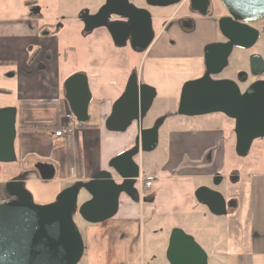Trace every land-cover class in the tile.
Here are the masks:
<instances>
[{"label":"water","instance_id":"1","mask_svg":"<svg viewBox=\"0 0 264 264\" xmlns=\"http://www.w3.org/2000/svg\"><path fill=\"white\" fill-rule=\"evenodd\" d=\"M221 2L237 26L235 44L247 47L240 30L241 22L264 18V0ZM149 43L150 40H146L136 50L143 51ZM223 44L227 45L226 56L206 57L205 67L198 76L181 81L177 104L170 115L190 119L222 115L232 123L230 132L234 138V156L245 161L254 143L264 139V79L252 80L241 88L230 79L214 78L220 76L230 62L231 46L228 42ZM211 45L214 46L213 43ZM62 90L68 110L76 122L86 123L91 99L86 75L71 74L64 79ZM154 96V87L139 84L136 74H133L112 103L105 128L124 132L132 122H136L138 133L131 148L108 161L109 169L97 171L87 181L73 182L45 204L36 203L27 189V172L20 171L4 183V191L9 198L0 201V264H77L83 255L84 243L74 222L76 213L85 222L96 224L117 214L122 194L135 203L147 201L136 187L140 172L134 157L141 151L153 150L158 142V128L165 116L150 127L141 126ZM16 111L13 106L0 107V163L16 162ZM33 171L44 182L53 180L56 175L54 163L48 161L37 160ZM216 178V182L221 179L219 176ZM236 179V175L232 177L233 181ZM81 189L89 198L78 204ZM194 195L214 215H226L237 207L235 199L226 200L219 192L206 186H199ZM166 258L169 264H208L205 251L179 228L170 232Z\"/></svg>","mask_w":264,"mask_h":264},{"label":"crops","instance_id":"2","mask_svg":"<svg viewBox=\"0 0 264 264\" xmlns=\"http://www.w3.org/2000/svg\"><path fill=\"white\" fill-rule=\"evenodd\" d=\"M0 25L7 30L0 31V66L9 67L11 73L7 76L15 80L14 87L0 89V92L5 91L14 102L6 105L16 107L18 111L15 150L24 166L32 168L33 161L37 160L54 163L56 175L51 181L61 184L58 192L75 181L89 180L101 169H109L108 161L115 156L117 143L110 135L115 132L108 131L104 123L112 103L122 92L100 100L98 121L88 120L85 125H77L71 135L55 136L54 132L62 126V115L57 117L60 105L49 101L62 96L64 80L59 68L66 55L61 53L58 40L36 36L34 20H29L26 27L8 22H0ZM24 31L26 40L15 37ZM34 45L40 47V52L30 61ZM199 66L196 57H151L143 61L140 72L144 82L154 87L156 96L167 97L175 96L179 82L195 76ZM171 136L170 155L162 170L174 176L206 178L219 173L229 140L222 128L185 127L180 132H172ZM36 179L26 181L27 189L32 190L31 183ZM237 195L236 209L226 214L230 218L226 249L229 255L236 257L237 264H264V172L252 174ZM237 195L227 193L230 199ZM143 197L146 202L153 200L149 196ZM88 198L85 192L81 201ZM140 203L127 197L119 204L114 217L96 229L86 230L89 241L91 235L94 239L89 242L84 264H141L140 215L137 213Z\"/></svg>","mask_w":264,"mask_h":264},{"label":"rangeland","instance_id":"3","mask_svg":"<svg viewBox=\"0 0 264 264\" xmlns=\"http://www.w3.org/2000/svg\"><path fill=\"white\" fill-rule=\"evenodd\" d=\"M18 1L0 0V20L19 16L21 11ZM82 1L84 2L85 0H76L71 20L67 22L65 31L58 38L59 49L62 54L66 55L60 62L59 71L63 80L74 73L86 75L91 92V99L88 105L90 122L98 121L100 100L107 96L114 97L122 92L130 69L136 67L141 71L143 61L146 58L158 56L196 57L195 54L188 51V43L180 44L171 49L167 46L164 38L157 42L149 52L141 55L134 54L126 49L113 47L102 31L95 32L86 38L82 37L77 29V21L72 19L77 10L83 5L80 4ZM173 10L171 9L169 12ZM60 11L66 15L70 14L66 9H61ZM0 31L7 32L6 27L0 25ZM8 68L6 65L0 66V89H10L15 85V80L7 76V74L11 73ZM10 98L5 91L1 90L0 105L14 104ZM176 104L177 94L167 97L155 96L146 116L142 120V127H148L158 117L169 114L173 111ZM65 109L66 107L63 105V110ZM61 124L63 125V122ZM185 127L192 129L222 128L229 137L225 159L219 171V177H221L219 181L216 182L214 176L210 178L184 176L181 174L174 176L170 172L161 169L168 155H170L171 133L180 132ZM231 127V122L219 114L192 119L168 116L158 129L156 147L150 151H141L134 157L135 162L140 165V175L144 178H150L152 181V187L144 188L140 196H149L153 200L151 202H141L137 210L140 215L139 242L141 264H169L166 258V250L170 232L174 228L183 230L200 245L207 255L208 264H237L236 257L229 255L226 249L230 224L229 216L210 213L206 206L196 200L194 195L197 187L203 185L219 192L227 200L228 192L236 193L237 195L239 191H243L244 183L249 182L252 174L264 172V139L257 140L251 149L249 158L245 161H240L235 158L233 153L234 138L230 132ZM137 133L138 125L135 122L124 132L110 133L112 139L117 143L114 155L131 148ZM17 145L18 140L14 143V148ZM15 153L16 162L7 165L6 169L4 168L0 171V180L7 181L9 180V175L18 171L27 172V181L31 178L36 179L37 175L33 169L26 165L25 167L17 150H15ZM208 154L210 155V153ZM233 170L238 175V179L234 181L229 178L228 174ZM114 177L116 178L115 175ZM59 186L61 184H55L53 181L44 182L36 179L35 182L31 183V193L36 203L45 204L54 199ZM136 187H139V183H136ZM237 197L238 195L236 198H231L237 200ZM84 198L85 191L81 189L78 195V204ZM126 199L127 197L122 194L119 204H122L123 200ZM232 214L235 215L236 213ZM74 222L82 236L84 249L86 247V251L83 252L84 257H81L77 264H84L87 247L89 242L94 239L93 235H91V241H89L90 236L86 237V230L96 229L103 222L96 224L87 223L77 213L74 215Z\"/></svg>","mask_w":264,"mask_h":264},{"label":"flooded vegetation","instance_id":"4","mask_svg":"<svg viewBox=\"0 0 264 264\" xmlns=\"http://www.w3.org/2000/svg\"><path fill=\"white\" fill-rule=\"evenodd\" d=\"M80 4L83 5L72 19L77 21V29L82 37L86 38L95 32L102 31L113 47L141 55L149 52L163 38L171 49L188 43V51L196 55L200 65L198 73L193 77L198 76L204 69L206 57L226 56L227 45L223 46V43L228 42L231 46L229 48L231 49L229 65L220 76H214V78L230 79L241 88L252 80L264 79V18L241 22L240 30L243 32L242 37L247 47L239 46L235 44L238 35L237 26L231 21L232 17L221 0H85ZM18 5L21 11L18 17L6 18L0 22L21 24L26 27L29 20H34L37 24V37L58 40L60 34L65 31L67 22L71 20L76 0H19ZM61 9H66L70 14H64L60 11ZM171 9L174 10L169 12ZM15 37L26 40L27 34L24 31V33H17ZM146 40H150L146 48L143 51H137L136 49L142 47ZM212 43L214 46L211 45ZM31 52L37 55L40 52V47L32 46ZM133 74H136L139 84H146L140 69L138 70L136 67L130 69L125 84ZM49 102L59 105L62 102L68 108L63 98V90L62 97ZM7 106L11 105H0V107ZM17 113L18 111H16V116ZM170 113L160 116H165L161 125L168 116H171ZM153 124L154 122L150 126ZM43 128L45 127H41V129ZM36 162L33 161L32 168ZM9 164L0 163V171L6 169ZM19 172L9 175L8 179ZM228 174L229 178L235 175L238 177L235 170ZM218 176L219 173L214 175V180ZM5 182L0 180L1 190L4 193L0 201L9 198L4 191Z\"/></svg>","mask_w":264,"mask_h":264},{"label":"built area","instance_id":"5","mask_svg":"<svg viewBox=\"0 0 264 264\" xmlns=\"http://www.w3.org/2000/svg\"><path fill=\"white\" fill-rule=\"evenodd\" d=\"M62 122L63 125L60 129L54 132L55 136H64V135H71L77 125V122L71 112L66 108L62 115ZM137 183H139V192L142 193L144 188H149L152 184L150 179L144 178L141 175L137 179Z\"/></svg>","mask_w":264,"mask_h":264},{"label":"trees","instance_id":"6","mask_svg":"<svg viewBox=\"0 0 264 264\" xmlns=\"http://www.w3.org/2000/svg\"><path fill=\"white\" fill-rule=\"evenodd\" d=\"M34 56H35V53L34 54H32L31 56H30V61L34 58ZM62 97V96H61ZM61 101H62V99H61ZM63 104H62V102H60V108H59V111H58V113H57V117H59L60 115H62L63 114ZM78 124V123H77ZM78 125H85V123L84 124H78ZM55 126H56V128H58L59 127V125H58V122L56 121V124H55ZM1 186H2V184H0V198L3 196V191L1 190Z\"/></svg>","mask_w":264,"mask_h":264}]
</instances>
